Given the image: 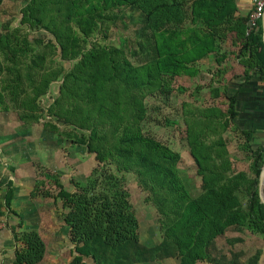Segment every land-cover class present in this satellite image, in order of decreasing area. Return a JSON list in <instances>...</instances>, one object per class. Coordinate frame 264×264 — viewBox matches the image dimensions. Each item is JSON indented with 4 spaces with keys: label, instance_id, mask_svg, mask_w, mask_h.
<instances>
[{
    "label": "trees",
    "instance_id": "trees-1",
    "mask_svg": "<svg viewBox=\"0 0 264 264\" xmlns=\"http://www.w3.org/2000/svg\"><path fill=\"white\" fill-rule=\"evenodd\" d=\"M19 13L18 25L6 22L0 30V114L13 112L12 123L20 129L39 122L46 114L35 112L38 102L57 82V94L46 109L54 121L46 119L43 129L60 143L66 138L84 145L97 162L83 180L56 179L55 193L39 192L42 181L34 178L29 193L52 198L61 210L72 253L65 264L166 259L258 264L260 251L252 252L247 239L257 233L264 244V204L258 194L264 142L254 148L251 133L240 130L236 149L243 156H233L225 134L236 117L235 96H227L217 82L203 81L199 62L219 53V38L234 31L244 39L238 55L246 59L241 61L261 75V19L248 30L249 15L236 16L233 0H25ZM133 17H138L135 36L125 37L121 46L107 44L109 29L127 28ZM34 31L50 38H29ZM165 75L202 81L190 83L176 122L195 166L197 187L180 168L179 154L141 127L146 100L168 96ZM221 95L228 102L225 110L209 103ZM237 161L245 162L242 169ZM126 174L157 212L159 241L154 245L140 241ZM7 183L0 220L18 215L11 208L13 182ZM21 221L11 226V264H41L45 239Z\"/></svg>",
    "mask_w": 264,
    "mask_h": 264
},
{
    "label": "rangeland",
    "instance_id": "rangeland-1",
    "mask_svg": "<svg viewBox=\"0 0 264 264\" xmlns=\"http://www.w3.org/2000/svg\"><path fill=\"white\" fill-rule=\"evenodd\" d=\"M25 0H4L0 7V30L2 25L10 22L11 26L18 25L20 19L19 10ZM138 17H133L128 22L127 28L122 24L109 29L106 43L116 46L123 44V39L127 36H135ZM41 37L44 40L50 38L44 31L30 32L29 38ZM163 87L168 96L161 100L148 98L146 100L147 115L141 124L143 132L164 143L180 156L179 166L185 175L192 178L193 184L197 187L199 179L195 176V166L188 155V148L185 140L182 139L181 126L179 127V107L184 97L188 95V80L172 79L170 76L162 77ZM57 94V82L49 85L47 93L38 102L37 114L44 113L46 117H40L39 122L32 124L28 128L20 129V125L12 123L14 114L5 112L0 114V164L9 162L14 166L22 162L28 167L22 173H30L33 178L42 181L39 185V192L47 190L55 193L53 182L60 179L66 183L67 178L83 180L86 175L96 166L97 162L93 154L87 148L78 143H73L69 139L63 138L61 143L57 140L56 134L43 129L42 124L46 119L53 120L47 115L46 109L52 99ZM257 145L254 146V148ZM242 157L241 152L235 154ZM245 165V162H240ZM239 163V164H240ZM10 166V167H11ZM8 165H4L8 176H13V170ZM184 175V174H183ZM194 178V180H193ZM35 182V181H34ZM8 183L0 179V192ZM14 185L18 186L15 191ZM34 183L30 186L33 189ZM68 187V186H66ZM126 187L130 195V202L135 211L139 223L140 241L146 245H154L159 241L158 215L155 208L144 200V193L137 185L131 174H126ZM11 188L15 194L26 195L25 186H20L17 182L12 183ZM30 204L27 207L32 209L27 215L26 226L37 228L43 235L46 242V260L41 264H65L71 259V245L68 243L66 226L61 223L59 207H56L52 198H45L40 193L35 197H29ZM60 205V203H58ZM58 205V206H59ZM29 209V208H28ZM40 215V217H39ZM22 220V219H21ZM23 223V221H21ZM40 227V228H39ZM176 260L166 259L161 262L151 264H175ZM198 264H210L203 262Z\"/></svg>",
    "mask_w": 264,
    "mask_h": 264
},
{
    "label": "crops",
    "instance_id": "crops-1",
    "mask_svg": "<svg viewBox=\"0 0 264 264\" xmlns=\"http://www.w3.org/2000/svg\"><path fill=\"white\" fill-rule=\"evenodd\" d=\"M233 2L236 8V16L247 15L252 9V0H233ZM243 42V37L236 32H226L219 38V53L207 56L199 62V77L203 78V81L209 80L217 82L220 88L226 87L227 96H235L234 110L236 111V117L232 124L233 127L225 134L231 139L229 151L235 157H237L235 155L236 151L241 152L239 149H236L240 142L238 131L244 130L250 132L254 141L253 146L258 145L260 142H264V94L260 89V74L254 72L253 68L247 67L241 61L242 59H246L245 56L238 55V51ZM245 75L248 76L247 79H244ZM199 77L197 79H191V82L189 79L188 85H190V83L191 86L195 83H201L202 81L199 80ZM180 79H184V77ZM202 85V92L206 95L207 86H204V84ZM187 89L189 90L190 87ZM206 98H208L207 95ZM209 103L218 105L222 110H225L228 104L224 95L218 98H209ZM240 162L241 161H237L236 163L238 169H242V163ZM4 165L11 166L9 162L0 164V179L6 182H17L20 186H25L27 190L26 195H19L13 192L11 197V208L18 215L9 213L7 218L3 217V220H0V264H11L14 258L15 248L11 226L22 219L23 227L28 228L25 225L26 216L29 215V211L33 209L27 207L30 204L28 192L30 190L29 187L34 183V178L31 173L29 175V172L22 173L24 168L28 167V164L24 165L22 162L17 163L13 169V176H8L6 170H4ZM6 188L7 185L4 186L2 192H0V199ZM14 188L16 191L18 186L14 185ZM249 235L251 238L248 237L247 244L253 243L251 248L252 252L255 248L260 251L258 264H264V244L260 242L261 236L257 233H249Z\"/></svg>",
    "mask_w": 264,
    "mask_h": 264
},
{
    "label": "built area",
    "instance_id": "built-area-1",
    "mask_svg": "<svg viewBox=\"0 0 264 264\" xmlns=\"http://www.w3.org/2000/svg\"><path fill=\"white\" fill-rule=\"evenodd\" d=\"M252 3H253L252 9L248 14L249 15L248 30H251L256 26L258 20L261 19V15L264 9V0H252ZM259 84H260V89L264 94V70L260 75Z\"/></svg>",
    "mask_w": 264,
    "mask_h": 264
},
{
    "label": "water",
    "instance_id": "water-1",
    "mask_svg": "<svg viewBox=\"0 0 264 264\" xmlns=\"http://www.w3.org/2000/svg\"><path fill=\"white\" fill-rule=\"evenodd\" d=\"M261 26L263 29V38H264V9L261 15ZM258 194H259L260 202L264 204V162L262 164L258 176Z\"/></svg>",
    "mask_w": 264,
    "mask_h": 264
}]
</instances>
